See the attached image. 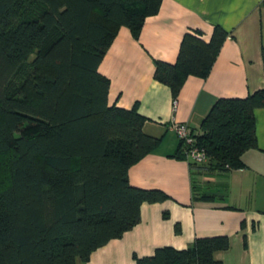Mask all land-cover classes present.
<instances>
[{
    "label": "trees",
    "instance_id": "1",
    "mask_svg": "<svg viewBox=\"0 0 264 264\" xmlns=\"http://www.w3.org/2000/svg\"><path fill=\"white\" fill-rule=\"evenodd\" d=\"M160 1L0 0V264L84 262L139 221L141 203L168 198L128 183L127 169L161 137L143 132L135 105H107L109 81L97 72L117 29L136 39ZM226 36L218 25L207 41L199 31L183 33L173 63L153 61V79L174 100L187 76L208 75ZM260 55L263 86L216 99L192 131L206 154L202 164L187 161L193 200L221 199L200 193L195 177L244 168L242 153L257 148L264 47ZM184 150L178 139L168 156L185 159ZM228 246L226 235L205 236L132 257L135 264H222L213 253Z\"/></svg>",
    "mask_w": 264,
    "mask_h": 264
},
{
    "label": "crops",
    "instance_id": "2",
    "mask_svg": "<svg viewBox=\"0 0 264 264\" xmlns=\"http://www.w3.org/2000/svg\"><path fill=\"white\" fill-rule=\"evenodd\" d=\"M214 25L227 36L208 75L187 76L173 105L169 88L153 79V61L173 63L183 33L199 31L207 41ZM261 47L264 0H161L157 12L144 18L136 39L127 27L117 29L97 65L109 81L107 105H135L146 119L143 132L161 137L154 150L127 169V180L133 187L159 189L168 198L141 203L132 228L75 264H135L133 254L147 256L161 246L181 249L194 238L215 235L229 239L225 250L213 253L222 264H264V107L253 110L257 148L242 153L245 167L195 177L200 193L221 199L193 200V170L185 159L168 156L178 142L168 128L171 122L197 132L216 99L244 97L263 86Z\"/></svg>",
    "mask_w": 264,
    "mask_h": 264
},
{
    "label": "built area",
    "instance_id": "3",
    "mask_svg": "<svg viewBox=\"0 0 264 264\" xmlns=\"http://www.w3.org/2000/svg\"><path fill=\"white\" fill-rule=\"evenodd\" d=\"M175 100H173V105ZM174 132L177 139L183 142L185 146V160L192 161L197 164H202L206 161V154L203 148L195 143L192 131L189 130L185 124L179 122H171L168 126Z\"/></svg>",
    "mask_w": 264,
    "mask_h": 264
},
{
    "label": "rangeland",
    "instance_id": "4",
    "mask_svg": "<svg viewBox=\"0 0 264 264\" xmlns=\"http://www.w3.org/2000/svg\"><path fill=\"white\" fill-rule=\"evenodd\" d=\"M204 187H206V186H204ZM208 188V187H207Z\"/></svg>",
    "mask_w": 264,
    "mask_h": 264
}]
</instances>
